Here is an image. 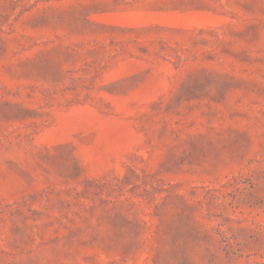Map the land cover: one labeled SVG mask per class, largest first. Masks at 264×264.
I'll return each instance as SVG.
<instances>
[{
  "label": "rangeland",
  "instance_id": "rangeland-1",
  "mask_svg": "<svg viewBox=\"0 0 264 264\" xmlns=\"http://www.w3.org/2000/svg\"><path fill=\"white\" fill-rule=\"evenodd\" d=\"M0 264H264V0H0Z\"/></svg>",
  "mask_w": 264,
  "mask_h": 264
}]
</instances>
